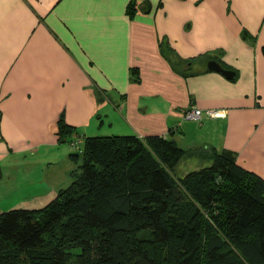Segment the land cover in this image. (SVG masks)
<instances>
[{
    "label": "crops",
    "instance_id": "obj_1",
    "mask_svg": "<svg viewBox=\"0 0 264 264\" xmlns=\"http://www.w3.org/2000/svg\"><path fill=\"white\" fill-rule=\"evenodd\" d=\"M62 118L73 135L59 145ZM99 134L228 150L264 179V0H0V181L26 173L55 198ZM206 162L188 155L177 172Z\"/></svg>",
    "mask_w": 264,
    "mask_h": 264
},
{
    "label": "trees",
    "instance_id": "obj_2",
    "mask_svg": "<svg viewBox=\"0 0 264 264\" xmlns=\"http://www.w3.org/2000/svg\"><path fill=\"white\" fill-rule=\"evenodd\" d=\"M192 154L207 164L178 173ZM70 158L73 181L48 204L0 212V264H264V179L233 152L113 135Z\"/></svg>",
    "mask_w": 264,
    "mask_h": 264
},
{
    "label": "rangeland",
    "instance_id": "obj_3",
    "mask_svg": "<svg viewBox=\"0 0 264 264\" xmlns=\"http://www.w3.org/2000/svg\"><path fill=\"white\" fill-rule=\"evenodd\" d=\"M100 133H104V131ZM102 135H110V134H99L98 136H102ZM57 141L59 145L65 144L67 142V140L62 141V142L59 141L58 137H57ZM69 142L75 145L74 144L75 141L69 140ZM59 152H60V149H56V153L58 154ZM44 154L45 155L48 154L46 150H44ZM81 162L82 161L80 160L79 164H81ZM26 164L32 165V162L30 160H25L24 163L18 164V167L21 168ZM77 167H78V164L73 163L72 165L73 170L71 169V171L73 172L74 170L77 169ZM53 168H54L53 165H48L46 163V166L43 167L42 171L46 175V174H49L48 171L53 170ZM23 169L26 170L27 168L24 167ZM36 175L40 176L39 169L36 170ZM24 177L27 178L28 182L24 180ZM30 180L31 179L27 177L26 173H22L21 177H18L16 181H13L12 183H10L9 180H5L4 178H2V180L0 181V212L1 213L8 211V210L16 209V208H28V209L41 208L44 205L48 204L51 201L50 199L54 198V196H51L48 199L47 198L38 199L34 192L28 190L27 184L31 182ZM70 184H68L67 186L61 189L67 188ZM43 199H46V200H43Z\"/></svg>",
    "mask_w": 264,
    "mask_h": 264
},
{
    "label": "water",
    "instance_id": "obj_4",
    "mask_svg": "<svg viewBox=\"0 0 264 264\" xmlns=\"http://www.w3.org/2000/svg\"><path fill=\"white\" fill-rule=\"evenodd\" d=\"M209 69L220 72L224 74L225 76H227L228 78H232L234 75L232 71L223 68L219 63L213 60L209 62Z\"/></svg>",
    "mask_w": 264,
    "mask_h": 264
},
{
    "label": "built area",
    "instance_id": "obj_5",
    "mask_svg": "<svg viewBox=\"0 0 264 264\" xmlns=\"http://www.w3.org/2000/svg\"><path fill=\"white\" fill-rule=\"evenodd\" d=\"M201 110L197 108H193L192 110H188L185 114L187 118L190 119H199L201 117ZM209 114L214 115V116H220L221 112L219 111H209Z\"/></svg>",
    "mask_w": 264,
    "mask_h": 264
}]
</instances>
